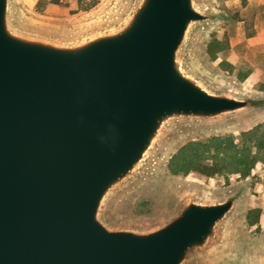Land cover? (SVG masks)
<instances>
[{
  "label": "water",
  "instance_id": "95a60500",
  "mask_svg": "<svg viewBox=\"0 0 264 264\" xmlns=\"http://www.w3.org/2000/svg\"><path fill=\"white\" fill-rule=\"evenodd\" d=\"M214 18L196 0H136L118 27L65 42L18 28L0 0V264H186L219 241L238 196L187 197L151 230L103 219L170 126L260 106L184 65Z\"/></svg>",
  "mask_w": 264,
  "mask_h": 264
},
{
  "label": "rangeland",
  "instance_id": "374dc122",
  "mask_svg": "<svg viewBox=\"0 0 264 264\" xmlns=\"http://www.w3.org/2000/svg\"><path fill=\"white\" fill-rule=\"evenodd\" d=\"M51 1L12 0L16 26L60 41H79L118 27L136 0ZM196 3L215 18L191 30L182 50L184 65L211 89L261 104L217 122L170 126L136 176L108 198L103 219L114 229L151 230L172 218L187 197L219 201L238 196L219 241L186 264H264V0ZM253 129L255 137L249 136ZM233 138L239 144L235 150L214 149L216 140ZM196 143L210 147L190 157ZM237 153L258 154L261 160L247 175L227 171L222 161ZM200 161L204 169L210 167L208 172L219 162L220 172H198Z\"/></svg>",
  "mask_w": 264,
  "mask_h": 264
},
{
  "label": "trees",
  "instance_id": "16d2710c",
  "mask_svg": "<svg viewBox=\"0 0 264 264\" xmlns=\"http://www.w3.org/2000/svg\"><path fill=\"white\" fill-rule=\"evenodd\" d=\"M243 3H246L248 0H242ZM51 2L55 3V4H59L60 3V0H52ZM80 2V5L83 4L82 3V0H79ZM96 4V1H93L91 4H90V7H93L94 5ZM83 10H87L88 8H82ZM257 130L256 129H253L249 132V136L251 135H254L255 137V132ZM252 138V137H251ZM197 145V149L195 150L194 154L193 155H189L190 157H197L198 156V152L203 149L204 147H210V145H203L201 143H196ZM238 143L236 142V139L233 138V139H229L228 141L226 140H216V142L214 143V149L216 150H229L230 148H233V150H235V148H238ZM262 146H264L262 144ZM189 149V148H188ZM190 150V149H189ZM187 156V155H185ZM234 158H231V160L229 161H225L223 160L222 162L223 163H226L224 165V168L229 171V170H232L234 171V173H239L241 175H247L248 173H250L253 168L255 167V165L261 160V157H259L258 154H255L254 156H251L250 154L248 155H243L242 157L239 156V154H235L233 156ZM264 159V157H262ZM182 161V159H181ZM189 162V161H188ZM202 164V161H200V168L198 169L199 171L198 172H201L203 174H206V175H209V176H213L217 173L220 172V170L218 169L219 168V162L215 165L216 166V169H213L211 170L210 172H208V170H210V167H206V169H204V167H202L203 165ZM207 170V171H206Z\"/></svg>",
  "mask_w": 264,
  "mask_h": 264
}]
</instances>
